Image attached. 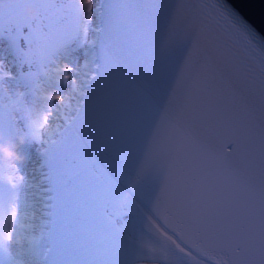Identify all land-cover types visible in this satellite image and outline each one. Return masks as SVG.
<instances>
[{"label": "snow or ice", "instance_id": "obj_1", "mask_svg": "<svg viewBox=\"0 0 264 264\" xmlns=\"http://www.w3.org/2000/svg\"><path fill=\"white\" fill-rule=\"evenodd\" d=\"M0 38L5 140L43 146L79 91L41 153L53 211L39 258L13 183L0 216L32 259L0 236V264H264V16L257 27L229 0H0Z\"/></svg>", "mask_w": 264, "mask_h": 264}, {"label": "clouds", "instance_id": "obj_2", "mask_svg": "<svg viewBox=\"0 0 264 264\" xmlns=\"http://www.w3.org/2000/svg\"><path fill=\"white\" fill-rule=\"evenodd\" d=\"M34 14L33 9H29ZM28 142L26 135H19L15 139H7L0 135V160L24 163L28 160V154L22 151V146ZM14 214V213H13ZM14 221L12 219L0 216V236H3L8 244L17 242L13 240L11 229ZM7 230V231H5ZM23 238L19 239L22 242ZM10 250V249H9Z\"/></svg>", "mask_w": 264, "mask_h": 264}, {"label": "bare ground", "instance_id": "obj_3", "mask_svg": "<svg viewBox=\"0 0 264 264\" xmlns=\"http://www.w3.org/2000/svg\"><path fill=\"white\" fill-rule=\"evenodd\" d=\"M94 35H95V32H94ZM8 72H13V71L10 69V70H8ZM17 90H19V89H17ZM20 90H22V89H20ZM31 107H33L36 110L37 113H40L41 115H47V112L44 111V101H40V106H35L34 107V105H33ZM53 109L54 108H53V102H52L51 104L48 105V110L52 111ZM30 162H32L31 158L28 159L25 162V164L28 165ZM19 172L23 176L21 169L19 170ZM1 173L4 174V175H9L11 177L12 182L18 186L17 190H18V195H19V192H20L21 186L24 183V180L20 181L19 179H13V177H18L17 174H16L17 172H12V171H10V170H8L6 168H1ZM38 198H39V196L37 197L35 195V196H33L32 199L26 200L25 201L26 205L23 206V209H22L23 210L22 212L25 214V222H26V224H30V226H32V228H34V227H36L38 225L39 226H43V224H44L43 221H49V219H48L49 215L46 214V213H43L42 218H40L43 221L39 219V213H40L39 209L42 207V205L39 204V206H37V208H36L35 204L37 205L38 203H40V198L41 197L39 199ZM29 203H31V204H29ZM116 211H119V209L116 210ZM189 251H193V250H191L189 248Z\"/></svg>", "mask_w": 264, "mask_h": 264}, {"label": "water", "instance_id": "obj_4", "mask_svg": "<svg viewBox=\"0 0 264 264\" xmlns=\"http://www.w3.org/2000/svg\"><path fill=\"white\" fill-rule=\"evenodd\" d=\"M94 2H95V0H94ZM223 2H224V0H210L211 4H215L217 6H222ZM229 2L240 13H242L249 21H251L257 27H261V19H262V16H264V0H229ZM97 24L98 23H96V25H92V27H91V33L93 35L95 32L94 29L97 26ZM95 35H94V38H95ZM90 40H92V39H90ZM218 147L220 148L221 151L226 152L228 150L229 145H228V137L227 136H221L220 137ZM208 261L212 262L213 264H216L215 260H208Z\"/></svg>", "mask_w": 264, "mask_h": 264}, {"label": "rangeland", "instance_id": "obj_5", "mask_svg": "<svg viewBox=\"0 0 264 264\" xmlns=\"http://www.w3.org/2000/svg\"><path fill=\"white\" fill-rule=\"evenodd\" d=\"M96 23H98V22H96ZM96 23H91L90 24V28H89V32H88V39L89 38H91V39H94V35L91 33V27H92V25H96ZM0 43H3V44H5L6 45V41H4V40H1V38H0ZM8 58L7 57H5V63H4V67H3V71L5 70V73L8 71V70H12V68L10 67L11 65H10V63L8 62ZM9 63V64H8ZM52 91L53 90H49L48 92H42V93H40L39 95H41V96H44V95H47V94H51L52 93ZM65 91H66V93L68 94V98L66 99V101H65V104L66 105H68V104H70L71 105V107H63V108H61L60 109V116L58 117V118H56V119H53L52 117H49V125L50 124H52V126H54L56 123H57V120L58 119H62L63 117H62V114L63 113H65L66 115H68V116H72L73 115V109L75 108V106H76V104H77V99H78V96H79V91H72V89L69 87V88H67V89H65ZM59 102H53V104H58ZM34 105V107L35 106H40V102H36V103H34L33 104ZM32 105V106H33ZM53 112H54V114H55V109H53L52 110ZM36 115H37V117H39V116H43V115H41L40 113H37L36 112ZM17 176L19 177V176H22L21 175V173L19 172V171H17ZM119 208H117L116 210H118ZM26 223V222H25ZM195 254V253H194ZM207 264H213L212 262H210V261H208L207 260Z\"/></svg>", "mask_w": 264, "mask_h": 264}]
</instances>
